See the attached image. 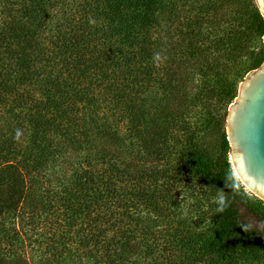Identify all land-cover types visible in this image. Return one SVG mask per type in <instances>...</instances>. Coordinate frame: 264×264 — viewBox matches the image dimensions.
<instances>
[{
  "label": "trees",
  "instance_id": "1",
  "mask_svg": "<svg viewBox=\"0 0 264 264\" xmlns=\"http://www.w3.org/2000/svg\"><path fill=\"white\" fill-rule=\"evenodd\" d=\"M162 1L2 0L0 264H264V200L235 175L222 112L228 64L264 62V17L232 0L223 33L173 45ZM196 188L215 209L190 205Z\"/></svg>",
  "mask_w": 264,
  "mask_h": 264
},
{
  "label": "rangeland",
  "instance_id": "2",
  "mask_svg": "<svg viewBox=\"0 0 264 264\" xmlns=\"http://www.w3.org/2000/svg\"><path fill=\"white\" fill-rule=\"evenodd\" d=\"M212 1L214 2L213 7L209 5L208 7L209 8L212 7V8L208 9L206 11L207 13L204 15L203 9L205 7H207V6H205L204 3L207 2L206 4L208 5V2L210 3ZM252 1L258 7L256 0H252ZM3 5H4V3L2 2V0H0V7H2ZM161 7L162 8L160 9V13H161V15L163 13L165 18L162 19V27H159L160 35L162 34V35H164V37L167 36V38L172 37L171 38L172 40H170V42L172 41L173 45L174 44L177 45V42H182L181 37H183V34H185V32L188 31L190 28L195 29V28H199V27L202 28L201 29L202 31L207 33L205 35V38L203 40H201V42L208 43V40L212 36L210 33L211 30L215 31L217 28L218 34H219V32L220 33L224 32V29H225L224 25H222L218 28V24L221 21V19L226 20L230 16L234 15L240 9H243L242 4L241 5L237 4L236 2H233L232 0H163L161 3ZM198 11L202 17H205V19H204L205 21L202 24H199L200 22H197L195 20L196 13ZM245 18H247L250 21L251 20L250 14L246 15ZM262 42L264 43V37H263V41H261V43ZM254 45H255L254 47H259L258 46L259 41L258 40L254 41ZM228 47H230V46H228ZM231 53L232 54L230 57L235 59L236 53L235 54L233 52H231ZM242 54L241 55L237 54L238 55L237 63H235L236 62L235 61V62H232L231 64H228V67L226 68V71L224 73V75L226 76L227 69L229 68L228 77H229V79H234V81H235V87H236L235 93H238L242 79L245 78L244 76H246L250 71L256 69V68H253V69L246 71L247 73L245 72V68L248 69V65L251 63L252 56L249 57V54H247V53H245L243 55ZM226 58H228V57L223 54L222 60L225 61ZM199 62L202 63L203 59H200L198 61V63ZM241 75H243V77ZM211 78L213 80H215L214 75ZM214 85H215V83H214ZM200 109H202L203 112H207V110H205V107L203 108V105H201V104H200ZM228 110H229V107L226 108L225 110H223L222 112H224V111L228 112ZM203 114H206V113H203ZM198 115H200V114H198ZM200 120H201V123L203 124L206 121V116L202 119L198 117V122ZM203 126L204 125H201L202 128H203ZM212 126H213V123L212 124L209 123L208 130L204 131V133H205L208 141H210L212 143L215 141L218 142L221 139V135L219 132H214V134H212V133L210 134L209 132L211 131L210 128ZM123 128H124V126H123ZM223 131L226 132V134H227V119L224 120ZM191 178H192V176H191ZM188 181H194L195 182L196 177H193L192 179L188 178ZM204 189H206V188H204ZM192 200L194 202L190 201V202H192L190 205L194 204L195 209H198L200 212H204V211H211V209H215L216 206L211 207V205L213 203L217 204L219 197L218 196L214 197V195L210 197L205 190L200 191L197 189L196 193L193 195ZM210 202H212V203L210 204ZM187 207H186V209H187ZM185 212H186V210H185ZM56 218H57V214L52 218L53 219L52 225L50 222H48L44 225H41L38 229L39 233L36 234V238L42 239V242H40L39 247L40 248L42 247L43 250L46 249L47 246L48 247L50 246L48 244L52 243V239L50 240L51 234H53L57 231V228H55L56 227V224H55ZM57 221H60V223L62 225L66 224V222H65V220H63L62 216H60L59 220H57ZM60 229H62V228H60ZM57 232L59 234L60 230H58ZM58 234L56 233L54 235V238L59 237ZM38 245H39V243L36 242L35 247H38ZM55 250H58V248H55ZM27 251H28L29 255L31 256L32 255L31 248H28ZM49 254H50V252H48V255ZM34 256H36V251L34 252ZM255 264H261V263L256 262Z\"/></svg>",
  "mask_w": 264,
  "mask_h": 264
},
{
  "label": "water",
  "instance_id": "3",
  "mask_svg": "<svg viewBox=\"0 0 264 264\" xmlns=\"http://www.w3.org/2000/svg\"><path fill=\"white\" fill-rule=\"evenodd\" d=\"M264 17V0H256ZM242 80L229 106V159L235 175L264 200V62Z\"/></svg>",
  "mask_w": 264,
  "mask_h": 264
},
{
  "label": "clouds",
  "instance_id": "4",
  "mask_svg": "<svg viewBox=\"0 0 264 264\" xmlns=\"http://www.w3.org/2000/svg\"><path fill=\"white\" fill-rule=\"evenodd\" d=\"M18 135H19V133H18ZM221 204H223V198H221ZM221 210H222V208H221Z\"/></svg>",
  "mask_w": 264,
  "mask_h": 264
}]
</instances>
